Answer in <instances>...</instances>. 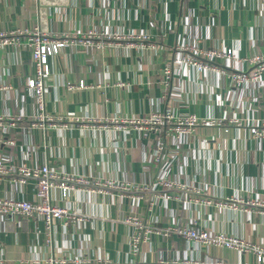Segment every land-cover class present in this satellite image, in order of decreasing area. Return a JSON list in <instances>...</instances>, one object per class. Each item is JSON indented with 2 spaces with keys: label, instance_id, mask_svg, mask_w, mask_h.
<instances>
[{
  "label": "crops",
  "instance_id": "0c3cea01",
  "mask_svg": "<svg viewBox=\"0 0 264 264\" xmlns=\"http://www.w3.org/2000/svg\"><path fill=\"white\" fill-rule=\"evenodd\" d=\"M37 27L68 38L48 58L52 120H35L33 65L19 35L0 48V162L47 164L88 183H69L65 197L51 190L79 219L66 228L0 216V264H256L250 250L203 247L174 229L264 246V140L253 135L264 120V72L252 78L247 60L264 54V0H0V34ZM185 46L229 49L234 59L206 70L173 63ZM167 110L208 124L179 134L135 123ZM34 187L0 176V197L32 200ZM145 228L153 232L134 252Z\"/></svg>",
  "mask_w": 264,
  "mask_h": 264
},
{
  "label": "built area",
  "instance_id": "2783aa9c",
  "mask_svg": "<svg viewBox=\"0 0 264 264\" xmlns=\"http://www.w3.org/2000/svg\"><path fill=\"white\" fill-rule=\"evenodd\" d=\"M38 1V0H34ZM23 36L24 45L29 49L30 59L33 65V73L27 79V88L31 90L35 97L36 105L38 108V114L35 118L38 122H45L52 120L46 113L44 108L45 102V80L49 76L48 58L59 54L61 50L67 46V37H52L39 27L32 30H24L23 32L2 33L0 34V48L6 46H15L18 42V36ZM92 32L88 33V38L92 37ZM120 38V36H113ZM138 37V36H137ZM140 38V37H139ZM141 39L145 40L143 36ZM182 54L179 59H174L173 63H184L189 66H193L198 70L211 69L212 65L210 61L215 59H234V55L231 50H206L200 51L191 46H185L182 49ZM196 55L200 56L204 61L198 59ZM248 64L254 69L252 78H258L262 72H264V54L254 55L250 57ZM172 67L167 65L164 68V74L168 75ZM233 79L240 83L245 80L244 75H233ZM82 83L80 84V86ZM139 121V122H138ZM135 123L145 125L149 129L161 126H172V130L179 134L187 133L191 127L202 124H208V121L197 118L194 115H187L183 117L175 116L171 111L165 112L156 111L146 118L138 120ZM253 135L257 138L264 140V120L261 121L258 128L253 130ZM10 144H13L10 142ZM161 145L157 146L156 154L158 155ZM15 173L24 182L32 179L35 181L34 193L32 200H26L23 198H15L13 196L0 197V216L3 217H16V218H29L37 216L43 220L47 228H51L53 222H59L63 228H66L69 223H73L79 220L75 215L65 207L58 206L53 202L51 197V190L54 186L61 190V195L65 197L70 188L69 183L86 184V180L82 178H74L70 176L60 175L53 168H50L47 164L42 166L29 167L25 164L21 165H8L0 162V176L10 175ZM58 181L59 183H57ZM162 181V182H161ZM160 184L164 188L170 190L174 187V184L169 181L161 180ZM109 186H112L109 184ZM124 189H127L125 187ZM264 205V204H263ZM136 225L138 221L132 220ZM173 228H167L165 235ZM181 237L198 243L203 247H221L229 250H238L241 252L252 251L256 255V264H264V246H252L249 243L241 240L237 237L227 236L225 234H210L204 230H198L193 227L183 226L174 229ZM153 231L149 228H145L142 232H139L133 236V251L137 252L138 243L141 239L145 238ZM159 233V232H158ZM52 264V263H51Z\"/></svg>",
  "mask_w": 264,
  "mask_h": 264
}]
</instances>
